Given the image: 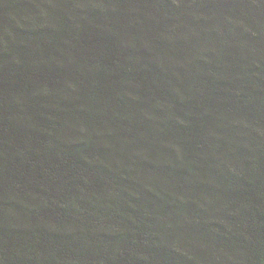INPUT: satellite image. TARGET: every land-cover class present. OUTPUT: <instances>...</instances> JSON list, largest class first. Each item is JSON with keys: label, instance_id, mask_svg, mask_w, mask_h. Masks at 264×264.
Segmentation results:
<instances>
[{"label": "trees", "instance_id": "trees-1", "mask_svg": "<svg viewBox=\"0 0 264 264\" xmlns=\"http://www.w3.org/2000/svg\"><path fill=\"white\" fill-rule=\"evenodd\" d=\"M0 264H264V0H0Z\"/></svg>", "mask_w": 264, "mask_h": 264}]
</instances>
